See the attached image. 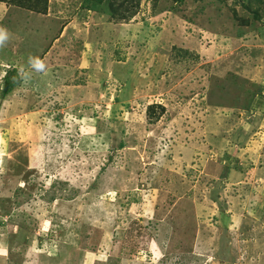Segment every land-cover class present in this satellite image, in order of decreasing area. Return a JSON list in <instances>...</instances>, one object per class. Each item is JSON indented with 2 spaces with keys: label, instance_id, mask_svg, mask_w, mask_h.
Instances as JSON below:
<instances>
[{
  "label": "rangeland",
  "instance_id": "374dc122",
  "mask_svg": "<svg viewBox=\"0 0 264 264\" xmlns=\"http://www.w3.org/2000/svg\"><path fill=\"white\" fill-rule=\"evenodd\" d=\"M0 264H264V0H0Z\"/></svg>",
  "mask_w": 264,
  "mask_h": 264
},
{
  "label": "trees",
  "instance_id": "16d2710c",
  "mask_svg": "<svg viewBox=\"0 0 264 264\" xmlns=\"http://www.w3.org/2000/svg\"><path fill=\"white\" fill-rule=\"evenodd\" d=\"M1 1H6V0H1ZM99 1H102V0H99ZM41 10H43V9H41ZM132 15V14H131ZM14 73H17V70H14L13 71ZM10 81H9V78L7 79L6 78V91H9L10 90V88H11V82L9 83Z\"/></svg>",
  "mask_w": 264,
  "mask_h": 264
}]
</instances>
